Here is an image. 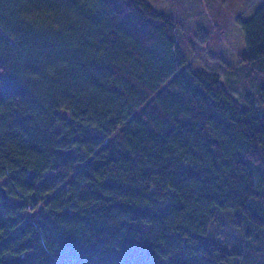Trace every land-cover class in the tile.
I'll return each instance as SVG.
<instances>
[{
  "label": "trees",
  "instance_id": "trees-1",
  "mask_svg": "<svg viewBox=\"0 0 264 264\" xmlns=\"http://www.w3.org/2000/svg\"><path fill=\"white\" fill-rule=\"evenodd\" d=\"M179 25L147 0H0V264H264V0L241 97Z\"/></svg>",
  "mask_w": 264,
  "mask_h": 264
},
{
  "label": "rangeland",
  "instance_id": "rangeland-1",
  "mask_svg": "<svg viewBox=\"0 0 264 264\" xmlns=\"http://www.w3.org/2000/svg\"><path fill=\"white\" fill-rule=\"evenodd\" d=\"M147 1L179 21L177 44L187 60L218 72L236 96L255 89L241 70L239 54L245 51L241 21L251 17L263 0ZM217 232L223 235L226 230L220 227Z\"/></svg>",
  "mask_w": 264,
  "mask_h": 264
},
{
  "label": "water",
  "instance_id": "water-1",
  "mask_svg": "<svg viewBox=\"0 0 264 264\" xmlns=\"http://www.w3.org/2000/svg\"><path fill=\"white\" fill-rule=\"evenodd\" d=\"M0 192L2 193V196L7 199L8 198V192H7V188L5 185H3L1 182H0Z\"/></svg>",
  "mask_w": 264,
  "mask_h": 264
}]
</instances>
